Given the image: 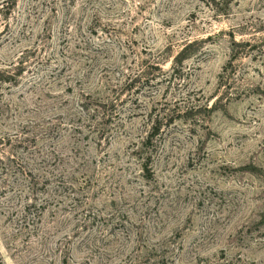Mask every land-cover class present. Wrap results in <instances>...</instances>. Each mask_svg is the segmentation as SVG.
<instances>
[{
	"label": "rangeland",
	"instance_id": "rangeland-1",
	"mask_svg": "<svg viewBox=\"0 0 264 264\" xmlns=\"http://www.w3.org/2000/svg\"><path fill=\"white\" fill-rule=\"evenodd\" d=\"M0 264H264V0H0Z\"/></svg>",
	"mask_w": 264,
	"mask_h": 264
},
{
	"label": "trees",
	"instance_id": "trees-1",
	"mask_svg": "<svg viewBox=\"0 0 264 264\" xmlns=\"http://www.w3.org/2000/svg\"><path fill=\"white\" fill-rule=\"evenodd\" d=\"M150 137V136H149Z\"/></svg>",
	"mask_w": 264,
	"mask_h": 264
}]
</instances>
